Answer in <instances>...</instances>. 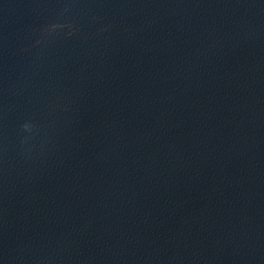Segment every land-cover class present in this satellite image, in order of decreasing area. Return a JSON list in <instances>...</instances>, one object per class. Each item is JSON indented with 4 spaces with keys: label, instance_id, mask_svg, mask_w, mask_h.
Returning a JSON list of instances; mask_svg holds the SVG:
<instances>
[{
    "label": "water",
    "instance_id": "obj_1",
    "mask_svg": "<svg viewBox=\"0 0 264 264\" xmlns=\"http://www.w3.org/2000/svg\"><path fill=\"white\" fill-rule=\"evenodd\" d=\"M0 264H264V0H0Z\"/></svg>",
    "mask_w": 264,
    "mask_h": 264
}]
</instances>
